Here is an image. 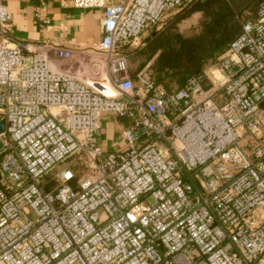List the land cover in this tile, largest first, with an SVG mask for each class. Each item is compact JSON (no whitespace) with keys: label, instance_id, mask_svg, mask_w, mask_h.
Returning a JSON list of instances; mask_svg holds the SVG:
<instances>
[{"label":"built area","instance_id":"2783aa9c","mask_svg":"<svg viewBox=\"0 0 264 264\" xmlns=\"http://www.w3.org/2000/svg\"><path fill=\"white\" fill-rule=\"evenodd\" d=\"M184 1L71 0L100 41L29 56L0 0V264H264V0L204 76L132 77L121 47ZM102 114L127 121L115 151ZM72 156L86 175L44 181Z\"/></svg>","mask_w":264,"mask_h":264},{"label":"trees","instance_id":"16d2710c","mask_svg":"<svg viewBox=\"0 0 264 264\" xmlns=\"http://www.w3.org/2000/svg\"><path fill=\"white\" fill-rule=\"evenodd\" d=\"M261 1L193 0L181 15L135 51L144 59L132 71L135 73L149 63V76L166 90L180 88L190 76H204L240 33L243 12L248 9L256 13ZM194 12L200 13L194 34L184 36L172 32L176 20Z\"/></svg>","mask_w":264,"mask_h":264},{"label":"crops","instance_id":"0c3cea01","mask_svg":"<svg viewBox=\"0 0 264 264\" xmlns=\"http://www.w3.org/2000/svg\"><path fill=\"white\" fill-rule=\"evenodd\" d=\"M3 2L11 16L7 34L12 40L26 43L28 47L25 52L29 56L32 51L43 45L48 48L64 46L80 50L86 55L101 39L100 22L104 16L101 8L74 7L71 0H3ZM58 67L73 72L87 68L83 57H77ZM135 73L130 70L132 77ZM99 88L101 89V86ZM126 124L125 119L102 114L104 150L113 151L111 148L116 150L121 148L119 136Z\"/></svg>","mask_w":264,"mask_h":264},{"label":"rangeland","instance_id":"374dc122","mask_svg":"<svg viewBox=\"0 0 264 264\" xmlns=\"http://www.w3.org/2000/svg\"><path fill=\"white\" fill-rule=\"evenodd\" d=\"M192 1L193 0H186L180 6L165 11V13L162 15V17H161V19L157 25L152 26V27H146V29L143 30V32L139 35V37L137 39H135V40L131 41L130 43H127L126 45L121 47V51L124 52L125 55L127 56L129 70L135 69L137 64H140L144 59L143 55L138 54L135 51L138 50L139 48L143 47L145 42L149 38H151L154 34L160 33L161 30L170 21L175 20L178 15H181ZM254 15H255V11H250L247 9L243 12L241 19H244L247 17H253ZM199 19H200V13L194 12V13L190 14L189 16L181 19V20H178V21L176 20L175 24L172 27V32L177 31L184 36L192 35L197 30ZM144 37L145 38L147 37V38L145 39ZM149 65L150 64L148 63L143 68H145L146 70L151 72ZM87 83L89 84V80L87 81ZM99 86H101L103 88V86L101 84H99ZM104 90L108 91L107 88ZM200 99L201 98L198 97V100H200ZM111 150L114 151L116 149L111 148ZM75 157L76 156H72L70 159L63 161V162L59 163L58 165H56V167L54 169H52V171H50L49 174H47L45 176L44 181L48 182L50 184V186L54 183L56 184V182L54 181V173L57 170H59L60 168L67 167V166L68 167H76V168L78 167L77 168L78 170L76 171V174H77L76 179L79 178V176L81 177L82 175H86V169H83L81 166L79 167L78 162H76V163L72 162ZM52 178H53V180H52Z\"/></svg>","mask_w":264,"mask_h":264},{"label":"water","instance_id":"95a60500","mask_svg":"<svg viewBox=\"0 0 264 264\" xmlns=\"http://www.w3.org/2000/svg\"><path fill=\"white\" fill-rule=\"evenodd\" d=\"M5 128V120L4 118L0 119V133L4 131Z\"/></svg>","mask_w":264,"mask_h":264}]
</instances>
